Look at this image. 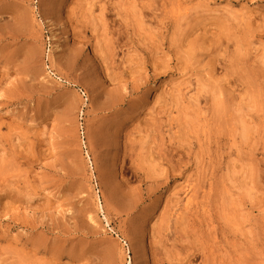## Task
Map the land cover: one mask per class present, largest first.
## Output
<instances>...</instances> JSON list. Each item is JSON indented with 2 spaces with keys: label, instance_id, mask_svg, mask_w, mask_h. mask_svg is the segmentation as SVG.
I'll return each instance as SVG.
<instances>
[{
  "label": "rangeland",
  "instance_id": "1",
  "mask_svg": "<svg viewBox=\"0 0 264 264\" xmlns=\"http://www.w3.org/2000/svg\"><path fill=\"white\" fill-rule=\"evenodd\" d=\"M0 264H264V0H0Z\"/></svg>",
  "mask_w": 264,
  "mask_h": 264
},
{
  "label": "bare ground",
  "instance_id": "2",
  "mask_svg": "<svg viewBox=\"0 0 264 264\" xmlns=\"http://www.w3.org/2000/svg\"><path fill=\"white\" fill-rule=\"evenodd\" d=\"M18 16V15H17ZM21 16V15H20ZM19 18V17H18ZM28 23H30V22H28ZM27 24V23H26ZM24 23H23V25H22V27H24ZM26 28V27H25ZM10 29V28H9ZM5 31V30H4ZM22 31V30H21ZM18 34V33H17ZM62 34V33H61ZM64 34V33H63ZM6 35H7V33H6ZM5 35V36H6ZM14 35V34H13ZM16 35V34H15ZM65 37V36H64ZM10 39V38H9ZM9 41V40H8ZM8 54V53H7ZM9 55V54H8ZM35 56V55H34ZM36 59V58H35ZM32 63V62H31ZM7 64V63H6ZM13 66V65H12ZM5 67V66H4ZM8 67V66H7ZM13 68V67H12ZM2 71L4 72V69H2ZM7 71H8V69H7ZM5 73H6V71H5ZM8 73V72H7ZM3 74V73H2ZM3 76V75H2ZM33 77V76H32ZM3 80V79H2ZM3 82V81H2ZM4 82H5V80H4ZM16 88H17V86H16ZM14 89V88H13ZM20 89V88H19ZM24 89V88H23ZM14 90H16V89H14ZM25 90V89H24ZM22 90H20V92H21ZM7 92V91H6ZM25 92V91H24ZM24 92H22L23 93V95H24ZM28 92V91H27ZM9 93H10V91H9ZM9 95V94H8ZM19 95V94H18ZM22 95V96H23ZM13 96V95H12ZM7 97V96H6ZM27 97V96H26ZM7 98H10V97H7ZM13 98V97H12ZM20 98V97H19ZM22 99V98H21ZM40 247V246H39ZM41 263V262H40Z\"/></svg>",
  "mask_w": 264,
  "mask_h": 264
}]
</instances>
